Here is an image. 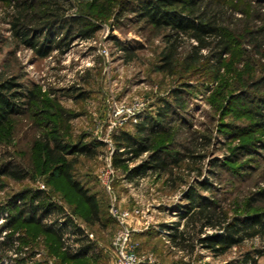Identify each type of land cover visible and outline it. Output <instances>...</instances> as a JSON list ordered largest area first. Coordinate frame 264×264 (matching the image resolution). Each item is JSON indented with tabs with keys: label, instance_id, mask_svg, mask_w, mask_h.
I'll use <instances>...</instances> for the list:
<instances>
[{
	"label": "rangeland",
	"instance_id": "1",
	"mask_svg": "<svg viewBox=\"0 0 264 264\" xmlns=\"http://www.w3.org/2000/svg\"><path fill=\"white\" fill-rule=\"evenodd\" d=\"M70 1L71 15L81 14L99 29L88 40L74 37L67 53L53 50L45 58H39L13 36L15 8L0 2V83L12 80L26 90L38 86L36 93L43 103L32 101L38 106L37 112L52 114L59 103L77 114L70 122L67 139L73 145L82 140L96 153L76 156L72 172L74 179L96 197L100 220L87 221L88 207L60 178H52L49 183L47 175L22 182L0 177V208H4L0 213V242L13 236L10 242L0 244V264H21L22 260L26 264H117L114 240L121 225L113 209L129 215L125 221L130 231L128 244L144 261L140 264H264L261 235L223 255L200 246L193 254L183 253L168 238L173 234L169 228L184 224L182 215L191 188L217 202L230 217L243 216L248 203H252L249 215L264 212V129L257 127L259 109L254 101L255 96L264 95V88L258 91L240 82L248 76L262 75L264 58L251 52L249 42L240 40L243 37L238 34L247 23L253 30L264 26V0H228L235 5L232 28L237 43L233 55L241 62L233 63L228 57L218 75L202 60L187 70L191 41L179 48L171 71H162L163 34L146 25L137 12L128 10L117 17L104 0ZM62 33H56V38ZM224 84L232 92L227 102L222 101ZM167 105L168 119L157 136L142 140L148 152L127 164L126 169L116 167L115 154L126 150L117 141L121 133L139 137L135 126L157 118L159 110ZM31 111L25 107L0 130V154H5V160L12 155L30 162L32 144L41 134ZM242 144H248L247 148L237 151ZM159 150L169 155L167 171L147 167L134 178L129 177V170L144 166ZM108 164L116 168L110 184L102 179ZM205 183L208 188L202 185ZM39 191L43 197L38 202L58 209L57 214L42 220L43 227L58 223L64 228L63 244L44 228L27 223L32 218L29 210L3 232L8 218L23 210V202ZM21 196L25 201H20ZM73 225L93 243V249L78 259L68 257L78 249L72 243Z\"/></svg>",
	"mask_w": 264,
	"mask_h": 264
},
{
	"label": "trees",
	"instance_id": "2",
	"mask_svg": "<svg viewBox=\"0 0 264 264\" xmlns=\"http://www.w3.org/2000/svg\"><path fill=\"white\" fill-rule=\"evenodd\" d=\"M104 1L110 3L112 10L114 8L113 15L120 17L128 10L137 12L146 25L163 34L165 48L161 54L164 63L161 67L162 71H171L170 67L175 61L179 48L185 42L190 41L189 53L186 57L187 70L192 69L202 60L218 75L228 57L233 63L238 61L233 55V47L237 43L236 38H233L235 31L232 28L235 25L232 15L235 12V5L229 4L228 0ZM0 2L14 6L15 11L11 21L13 36L20 44L35 52L39 58L49 56L53 50L65 54L70 49L74 37L79 35L81 39L88 40L99 29L98 26L90 24L83 15H71L73 5L70 0H0ZM262 20L264 23V18ZM239 30V36L243 37L239 39L247 40L251 52L264 58V26L253 30L247 23L244 28ZM60 31L64 33L61 34V38H56ZM242 69L241 72L246 68ZM240 82L243 84L242 86L260 91L264 88V67L262 75L248 76L246 81L240 80ZM223 88L226 89V92L222 93V101L227 102L232 92L227 84ZM38 89L39 87L36 86L33 90H26L22 85L12 80L0 83V130H4L6 125L11 123V117L23 112L25 107L32 109L31 113L37 118L38 127L41 129V134L32 144L30 162H26L23 158L16 159L10 154L6 155H10L9 158H11L7 161L8 158L4 159L6 158L5 154H0V177H7L17 182H22L32 176L47 175L48 182L52 178H60L66 187L79 197L80 202L88 207L90 216L87 217V221L92 223L99 221L100 207L96 197L90 195L88 190L74 179L72 172L77 161L76 156H93L96 152L90 151L88 149L90 146L82 140L73 145L67 139L70 138V122L77 117L76 113L65 109L59 103L54 105L56 109L52 114L47 111H36L38 106L32 101L43 103L36 93ZM255 97L254 101L259 109L256 114L257 125H259L257 127L264 129V95ZM168 110L169 105L167 108L159 110L157 118H152L149 123L147 121V123L137 124L135 127L139 137L126 132L121 133L117 141L121 143L119 145H125L123 147L126 150L115 154L114 165L116 167L123 166L126 169L127 164L148 152L149 148L147 145L143 146L142 142L149 141L157 134V130L162 128L163 121L168 119ZM43 115L54 117V119L44 118ZM247 146L248 144H242L236 150H244ZM69 157L73 158L69 159ZM168 157V154H162L160 150L156 151L151 156L152 159L147 161L144 166L129 170V177L134 178L139 172L146 171L147 167H153L156 172L167 171L169 169ZM202 185L208 188L207 183ZM29 194L30 192L26 195ZM24 197L21 196L20 201H25ZM42 197L43 192L39 191L30 201L23 202V210L8 218L3 232H7L11 226L16 224L26 210L31 211L32 217L26 222L44 228L42 220L52 214H57L58 209L53 204L46 205L44 202H38ZM186 200L189 204L184 208L185 212L182 215V218L185 219L184 224L177 223L169 228L173 234L168 236L172 246L180 252L193 254L200 246L216 255H223L233 247L242 246L247 239L264 236V212L249 215L252 203L245 206V216L230 217L222 206L198 194L194 188L190 189ZM3 210L4 208H0V213ZM67 221L72 223L69 219ZM73 227L75 230L71 233L74 237L72 243L77 245L78 249H74L75 254H69L68 257L78 259L85 257L93 249V243L79 227L75 225ZM44 229L54 236L57 243L63 244L64 231L66 230L58 223ZM209 230L212 231L211 234L208 232ZM217 230L221 231L220 235L216 234ZM12 237V235L7 236V239L4 237L7 242H0V244L10 242ZM21 264H26L25 260H22Z\"/></svg>",
	"mask_w": 264,
	"mask_h": 264
},
{
	"label": "built area",
	"instance_id": "3",
	"mask_svg": "<svg viewBox=\"0 0 264 264\" xmlns=\"http://www.w3.org/2000/svg\"><path fill=\"white\" fill-rule=\"evenodd\" d=\"M116 168L112 167V165L106 166L105 170L102 171V179L110 184L115 178L116 175ZM145 177L141 178L143 181ZM114 217L118 219L121 230L117 234L114 240V247L116 254L118 256L117 264H140L144 262L140 260L133 252L131 247L128 244V237H129V230L125 224L126 219L128 218V214L124 212H119L117 209H113ZM138 213V212H137ZM169 234V233H165ZM151 263V262H149Z\"/></svg>",
	"mask_w": 264,
	"mask_h": 264
}]
</instances>
